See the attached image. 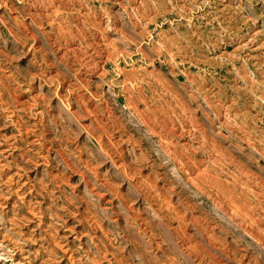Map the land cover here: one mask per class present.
I'll list each match as a JSON object with an SVG mask.
<instances>
[{"label":"rangeland","instance_id":"obj_1","mask_svg":"<svg viewBox=\"0 0 264 264\" xmlns=\"http://www.w3.org/2000/svg\"><path fill=\"white\" fill-rule=\"evenodd\" d=\"M0 264H264V0H0Z\"/></svg>","mask_w":264,"mask_h":264}]
</instances>
